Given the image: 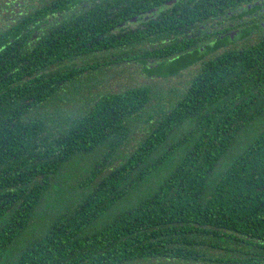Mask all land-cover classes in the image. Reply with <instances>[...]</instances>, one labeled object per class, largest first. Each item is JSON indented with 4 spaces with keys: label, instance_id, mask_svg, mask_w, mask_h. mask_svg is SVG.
Returning a JSON list of instances; mask_svg holds the SVG:
<instances>
[{
    "label": "trees",
    "instance_id": "1",
    "mask_svg": "<svg viewBox=\"0 0 264 264\" xmlns=\"http://www.w3.org/2000/svg\"><path fill=\"white\" fill-rule=\"evenodd\" d=\"M168 1L0 0V264H264V12ZM208 2L220 51L177 34ZM138 7L165 15L114 34Z\"/></svg>",
    "mask_w": 264,
    "mask_h": 264
},
{
    "label": "flooded vegetation",
    "instance_id": "2",
    "mask_svg": "<svg viewBox=\"0 0 264 264\" xmlns=\"http://www.w3.org/2000/svg\"><path fill=\"white\" fill-rule=\"evenodd\" d=\"M84 1H85V4L83 6V9H85L84 11H86L87 9L88 10H98V11L102 10V9L111 10L110 4H109L110 0H84ZM111 1L113 2V0H111ZM115 1L117 3V1H119V0H115ZM182 1H184V0H182ZM177 2H178L177 0H170V1L166 2L165 4L167 7L164 8V11L167 8L172 9L175 6H178V8H179L180 5H176ZM255 2H254V5L257 9L256 11L259 13L264 12L262 0H257ZM199 6H200L199 9L195 8L198 15L199 16L205 15L208 17V20L205 22V24L201 25V26L198 25L200 30H196L195 27L187 28L184 30H182L181 28H178L177 34L180 32L186 33L190 42H193L196 45H199V44L203 45V48L201 49L202 52L207 50V46H209V45L212 46L216 42L219 43V41L222 40L224 36L229 35V36H232L233 38L235 37V35L238 32L237 25L240 26V23L238 21H241V19H239L238 21L232 22L228 18H219L216 21L214 20V21L209 23V20L213 19L212 12L217 9L218 5H215L213 3L208 2L206 7L202 6L200 4H199ZM115 10L117 11V8ZM72 13L73 12H69V14H72ZM132 13H134V15L131 18H129L127 22H123V23H120V24L115 26V28L113 30L114 34H118V33L123 32V33H130L133 35H138L141 32H145L146 34L150 35L151 32H150L149 27H148V25H149L148 22L151 19L156 20L159 16L165 15L164 14L165 12L158 14L159 13L158 8H150V9L143 10L142 7H138L137 9L133 10ZM208 13L210 15H208ZM49 24L51 26L55 25V23H53V22H51ZM196 24H198V21H196L195 26H196ZM168 32H169V35L171 36V28L167 27L165 25V23L163 22L162 23V32L160 34L165 36L168 34ZM37 33H40V32H37ZM169 39H171V37ZM169 39L165 38L163 43L168 42ZM217 39H220V40L216 41ZM224 47H225V45H222L219 43L215 50L220 51ZM211 54H212V52H210L208 54L207 58Z\"/></svg>",
    "mask_w": 264,
    "mask_h": 264
},
{
    "label": "rangeland",
    "instance_id": "3",
    "mask_svg": "<svg viewBox=\"0 0 264 264\" xmlns=\"http://www.w3.org/2000/svg\"><path fill=\"white\" fill-rule=\"evenodd\" d=\"M104 60L105 59H100L99 62H102ZM88 63H91V62H88ZM115 71H116V74H115V72L113 73L114 78H112V79H110L109 76H104V75L98 77L99 79H97V81L99 82L101 91L117 92L120 89H123L126 87L139 86L145 82L149 83L145 80V78H143L144 77V71H142V67L135 65L133 63L121 65ZM175 81H177V79H174L172 81V83H169L168 85L173 86ZM175 86H177V85L175 84ZM164 87H166V85L164 83H161V82H156L155 84H153V90L159 91V93L164 90ZM98 88H99V86H98ZM94 92H96V90H93L89 94V96H92L94 94ZM88 98L89 97H85L84 100H82L84 102L83 105L85 104L86 101H88ZM160 99L161 98H158V101H160ZM68 109H72V107H69Z\"/></svg>",
    "mask_w": 264,
    "mask_h": 264
}]
</instances>
